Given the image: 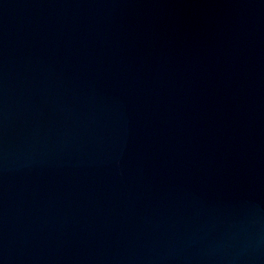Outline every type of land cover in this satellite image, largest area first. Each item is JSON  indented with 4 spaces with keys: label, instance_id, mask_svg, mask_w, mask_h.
Here are the masks:
<instances>
[{
    "label": "water",
    "instance_id": "obj_1",
    "mask_svg": "<svg viewBox=\"0 0 264 264\" xmlns=\"http://www.w3.org/2000/svg\"><path fill=\"white\" fill-rule=\"evenodd\" d=\"M0 264H264V0H0Z\"/></svg>",
    "mask_w": 264,
    "mask_h": 264
}]
</instances>
